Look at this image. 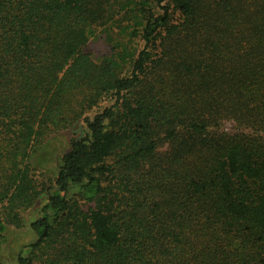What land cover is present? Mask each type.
I'll list each match as a JSON object with an SVG mask.
<instances>
[{"label": "trees", "instance_id": "trees-1", "mask_svg": "<svg viewBox=\"0 0 264 264\" xmlns=\"http://www.w3.org/2000/svg\"><path fill=\"white\" fill-rule=\"evenodd\" d=\"M43 195L15 264H264V0H0V264Z\"/></svg>", "mask_w": 264, "mask_h": 264}, {"label": "rangeland", "instance_id": "rangeland-1", "mask_svg": "<svg viewBox=\"0 0 264 264\" xmlns=\"http://www.w3.org/2000/svg\"><path fill=\"white\" fill-rule=\"evenodd\" d=\"M112 30V40H110V38L105 35L104 30L101 28L97 31L96 37L89 41L88 49L90 52H92V55L95 59H101L105 56H108L111 48H116L115 53L118 54L123 50L124 47L128 48V46H132L136 51H138V49L142 47L141 42L136 40V38L134 39V36L132 37L130 33L121 35L117 27H114ZM122 38L124 44H117V41L122 40ZM225 128L227 130L234 131L233 126L230 123L226 124ZM68 139L69 137L67 136V134L55 139L51 143L50 147H53V153L54 150L55 154L62 153L68 150ZM43 168L49 171H56L53 161H48L47 163H45ZM50 175L51 174L48 173V171L43 170L35 173L34 176L39 181V184H46L45 182H47V179H49ZM45 198L46 195H43V197L37 202L34 207L20 210V217L22 219L21 226L17 228L13 226L10 227L7 236V242L3 246L1 252V259L4 264H15L16 258L19 255L21 249H25L27 245L33 243L36 240V235L30 228V224L42 216L41 208L45 204ZM28 250L24 252L25 257H28L30 255V253H28Z\"/></svg>", "mask_w": 264, "mask_h": 264}]
</instances>
